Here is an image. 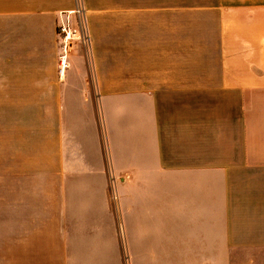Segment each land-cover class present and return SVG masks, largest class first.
Listing matches in <instances>:
<instances>
[{
  "label": "crops",
  "instance_id": "0c3cea01",
  "mask_svg": "<svg viewBox=\"0 0 264 264\" xmlns=\"http://www.w3.org/2000/svg\"><path fill=\"white\" fill-rule=\"evenodd\" d=\"M99 2L81 1L89 57L69 48L61 73L60 24L76 0H0V96L97 90L112 166L149 198L152 250L264 264V0ZM47 103L1 132L3 178L35 195L33 234L4 251L28 264H65L68 251L65 109Z\"/></svg>",
  "mask_w": 264,
  "mask_h": 264
},
{
  "label": "rangeland",
  "instance_id": "374dc122",
  "mask_svg": "<svg viewBox=\"0 0 264 264\" xmlns=\"http://www.w3.org/2000/svg\"><path fill=\"white\" fill-rule=\"evenodd\" d=\"M81 1L76 0V10L80 13H75L72 21L66 17V22L71 30H77L83 22L81 25L88 35L86 12ZM98 1L104 0H92L93 3ZM60 43L59 52H62V40ZM69 47L80 49L78 53L89 57V46H84L78 37L72 39ZM54 99H58L65 109L62 114L65 120L63 144L67 146L65 209L59 225L68 250L65 264H178L176 255L179 252L152 250L151 237L146 238L151 231V221L145 219L143 209L147 208L149 198L140 196L131 175L118 174L112 166L97 90L0 96V250L3 254L0 264H28L24 253L8 258L4 248L13 247L8 245V240L32 235L35 229L29 221L33 217L30 209L35 196L30 184L3 178L5 158L1 132L11 130L12 124L29 125L34 116L47 111V102ZM44 184L51 187V179L45 180ZM22 188H25L24 194ZM43 200L49 202L47 196ZM183 257L181 264H188ZM53 260L38 262L49 264ZM226 264L233 263L227 259Z\"/></svg>",
  "mask_w": 264,
  "mask_h": 264
},
{
  "label": "built area",
  "instance_id": "2783aa9c",
  "mask_svg": "<svg viewBox=\"0 0 264 264\" xmlns=\"http://www.w3.org/2000/svg\"><path fill=\"white\" fill-rule=\"evenodd\" d=\"M76 13L79 14L80 10H76ZM83 22H80V25H78L77 30H71L69 27V23L62 22L60 26V38L62 40L63 46H62V54L60 57V66H61V73L62 71L66 68V58L67 55L65 54L70 48L69 46L71 45V41L73 38L80 39L81 43L84 46H89L90 45V37H88L87 32L85 31V27H83Z\"/></svg>",
  "mask_w": 264,
  "mask_h": 264
}]
</instances>
